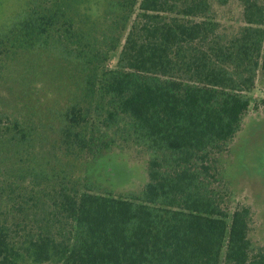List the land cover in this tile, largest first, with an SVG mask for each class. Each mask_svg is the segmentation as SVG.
<instances>
[{
    "label": "trees",
    "instance_id": "16d2710c",
    "mask_svg": "<svg viewBox=\"0 0 264 264\" xmlns=\"http://www.w3.org/2000/svg\"><path fill=\"white\" fill-rule=\"evenodd\" d=\"M25 1L0 30V63L10 47L49 41L88 68L84 93L63 114V153L89 147L92 107L108 104V120L127 115L152 156L142 192L126 197L80 190L66 175L36 193L41 172L20 173L13 194L22 218L0 207V264H264V248L249 238L251 208L229 212L215 186L218 154L240 130L264 71V1L239 0L244 24L229 36L212 0H107L127 30L123 43L116 37L114 67L85 47L81 0ZM30 138L18 118L0 116V158ZM6 171L0 165L2 195L13 185Z\"/></svg>",
    "mask_w": 264,
    "mask_h": 264
},
{
    "label": "rangeland",
    "instance_id": "374dc122",
    "mask_svg": "<svg viewBox=\"0 0 264 264\" xmlns=\"http://www.w3.org/2000/svg\"><path fill=\"white\" fill-rule=\"evenodd\" d=\"M25 2L0 0V30L22 12ZM81 2L75 10L84 21L83 27L91 32V44L85 47L99 54L101 62L114 67L122 47L119 44L112 50L116 37L120 36L123 43L127 30L121 29L116 16L108 10L107 0ZM212 9L214 17L221 23L222 33L230 36L243 26V8L239 0H229L226 4L212 0ZM48 43L44 41L32 48L10 47L5 53L8 54L5 61L0 63V116L11 120L18 118L29 129L31 137L28 145H10L7 156L0 158V165L7 168L4 174L13 182L11 188L5 187L4 195L0 193V207L13 219L22 218L17 195L13 194L15 189L19 190L14 182L20 173L23 176L38 171L47 179L42 178L41 185L34 190L36 193L52 188L50 184L56 183L59 175L68 176L80 190L124 197L141 193L148 182L151 151L137 138L127 115L119 114L115 120H108V104L92 107L89 147L74 155L63 153L59 140L63 114L84 93L88 68L81 65L75 55L67 54L60 43ZM218 159L219 181L215 186L225 197V206L229 212L240 205L251 208L249 238L255 248H264L262 69L257 71L251 104L242 126L227 149L218 154ZM30 179L28 176L32 190ZM24 228H17L16 234L22 233ZM23 264L36 263L27 261Z\"/></svg>",
    "mask_w": 264,
    "mask_h": 264
}]
</instances>
